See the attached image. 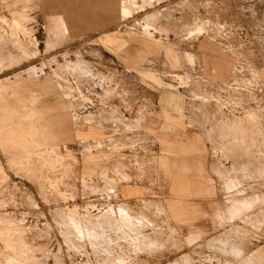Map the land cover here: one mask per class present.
Returning <instances> with one entry per match:
<instances>
[{
	"label": "rangeland",
	"instance_id": "1",
	"mask_svg": "<svg viewBox=\"0 0 264 264\" xmlns=\"http://www.w3.org/2000/svg\"><path fill=\"white\" fill-rule=\"evenodd\" d=\"M0 21V264H264V0H0ZM84 89L142 106L92 122L72 112ZM53 98L60 127L17 122ZM139 129L143 142L125 137ZM182 130L210 144L211 231L172 224L154 191L160 170L174 193ZM107 173L123 195L143 194L131 176L145 185L141 201L105 202L88 181Z\"/></svg>",
	"mask_w": 264,
	"mask_h": 264
},
{
	"label": "crops",
	"instance_id": "2",
	"mask_svg": "<svg viewBox=\"0 0 264 264\" xmlns=\"http://www.w3.org/2000/svg\"><path fill=\"white\" fill-rule=\"evenodd\" d=\"M138 47H140L138 43H130L129 56L134 61H139V59L136 58L138 56ZM42 87L44 90H50V88L47 89L44 85ZM50 101L51 100L49 99L37 102L32 101V107H30L31 113L27 115L25 114L24 117L18 119L17 122H31L29 120H35L38 113L40 119L37 118V121L42 123L46 122V126L55 127L57 129L65 120L67 112L66 109L58 105L56 99L53 98V100L51 102ZM14 103L15 105L11 106L13 107L12 110L14 109L20 111L24 109L23 106H20V102ZM9 112V108L4 109V111L0 110V122L5 121V123H9L8 119L5 118ZM16 114L20 115L18 112ZM155 121H157L158 125H162L163 123L162 120L156 119V117ZM7 129V127L3 128L1 134H6L5 136H8L13 133L12 131H7ZM177 131L180 130H174L169 133H179ZM183 133L184 135H181V139L184 141V145H182L184 150L183 152H179V165L172 171L173 178L175 180L174 193H170L168 178L166 179L160 170L158 175L161 184L159 187H156L154 191L158 193L157 197L162 200V204L165 209L169 210L168 205L174 204L173 210L178 213V217H172L170 219L172 224L180 227L182 231H186L188 228H199L211 231L212 213L210 207L211 203L218 198V188L210 182L209 177L211 173L209 167V158L211 157L210 144L204 137H199L196 133H186L185 131H183ZM151 141L153 144V152L151 156L156 157L157 155L162 154V147L153 133L151 135ZM253 153L255 154V152ZM183 160L185 161V164L181 163ZM123 185L139 186L140 188H143V194H140V196L128 195L127 189H124L126 195H123L118 190L120 199L124 200L126 204H130L131 206L137 205V202H140L142 196L145 194V185L139 181H132ZM238 188L241 192V184ZM146 190H148L147 187ZM241 195L242 193L239 194V196ZM224 196L225 194H221V199ZM168 198L171 201H168ZM222 200L226 201V199ZM168 202L170 203L168 204ZM256 248L257 246L250 249L244 247V251L245 253H250Z\"/></svg>",
	"mask_w": 264,
	"mask_h": 264
},
{
	"label": "built area",
	"instance_id": "3",
	"mask_svg": "<svg viewBox=\"0 0 264 264\" xmlns=\"http://www.w3.org/2000/svg\"><path fill=\"white\" fill-rule=\"evenodd\" d=\"M0 25H3L2 21H0ZM34 37H36V36H34ZM30 38L32 40H35L33 38L32 34H31ZM28 39H29V37L27 35L26 40H28ZM28 41H30V40H28ZM112 62H113V64H112ZM112 62H109L108 64L110 66L115 67L116 69L118 68L120 70L121 74L124 72H128L125 68H122L121 66L116 65L114 60H112ZM93 74H94V71L92 69L91 72L87 74V77H91L93 79V77H94ZM84 90H86V89H84ZM107 90L108 89H98V90H95V92L90 91V90L89 91L86 90L87 92H85V93H88L87 96H89V94H91V96H92V97L89 96V98L87 96H84L87 98V101H86L87 103L85 102L86 108L84 110L82 109L83 112L79 111L78 108L74 109L72 112L75 115H78V117H80L81 115L91 114L94 116V118H92V122H94L95 119H97V120L103 119V118L96 117L95 115H97V114L100 116H106L107 115L108 117L112 118V121L108 120V119H103L102 122L105 120V121H107L109 126H112L114 128V125L118 126L117 125L118 122H116L118 120H116V119H121V117L123 119L128 118V117H130V114L132 115L133 111H135V110L137 111L136 105H138V104H136L135 106H131V103L130 104L118 103V106H116L114 103H111L110 101L103 99L100 95H102V92L103 93L107 92ZM124 90H126V89H124ZM123 92L125 93V91H123ZM141 106L142 105L140 103V105H138V108L139 107L141 108ZM133 115H135V113H133ZM86 123L90 124L89 122H86ZM118 128H120V127H118ZM113 133H114V131H113ZM114 134L119 135V133H114ZM143 134H145V132L141 129L140 131H137L135 133L132 132L131 134H126L125 137L128 139H131L132 141L134 140L135 142L141 143L145 140V138H143V140H142ZM114 137L115 136L113 135V136H109V137L104 138V139H109V141H113ZM104 139H101L98 141L101 142ZM79 141L80 142H88L89 139H79ZM91 141L93 142V141H97V140H91ZM148 142L150 144L147 147V151H149V156H151L152 152H153V144L151 141V136L149 137ZM137 150H139V149H137ZM131 174H133V173H131ZM114 178H115V176H110L109 174L106 178L100 177L97 180H95L94 178H89L88 185H99L101 188H103V189L105 188L104 194L101 196V198H103L105 202H112L113 201V203H115V200L117 202H119V199H120L119 193H118L117 189L112 186L113 184L111 183V179H114ZM132 181H136V179H135V177L131 176L129 179V182H132ZM80 184H82V183H80Z\"/></svg>",
	"mask_w": 264,
	"mask_h": 264
},
{
	"label": "bare ground",
	"instance_id": "4",
	"mask_svg": "<svg viewBox=\"0 0 264 264\" xmlns=\"http://www.w3.org/2000/svg\"><path fill=\"white\" fill-rule=\"evenodd\" d=\"M124 10H125V7L123 5H121V8L118 9L119 14H122Z\"/></svg>",
	"mask_w": 264,
	"mask_h": 264
}]
</instances>
